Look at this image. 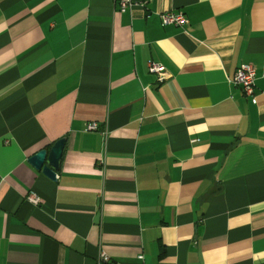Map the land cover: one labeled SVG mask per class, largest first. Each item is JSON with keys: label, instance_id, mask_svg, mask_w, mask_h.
<instances>
[{"label": "crops", "instance_id": "1", "mask_svg": "<svg viewBox=\"0 0 264 264\" xmlns=\"http://www.w3.org/2000/svg\"><path fill=\"white\" fill-rule=\"evenodd\" d=\"M130 1L0 0V264H264V0Z\"/></svg>", "mask_w": 264, "mask_h": 264}, {"label": "built area", "instance_id": "2", "mask_svg": "<svg viewBox=\"0 0 264 264\" xmlns=\"http://www.w3.org/2000/svg\"><path fill=\"white\" fill-rule=\"evenodd\" d=\"M114 3L118 6V10L120 13L126 11L128 7L132 6L130 0H113ZM161 25L162 26H175V27H183L186 24V19L184 15L180 12H165L161 14ZM147 69L149 73L155 74L159 77V80L162 81L166 78V74L164 73L163 67L159 64H155L151 61L147 62ZM254 83H255V71L250 65H242L240 66L234 77L231 79L230 84L233 87L240 88L244 95L251 97L254 93ZM98 130V126L94 122H90L86 124L85 131L87 132H95ZM26 201L33 206L39 205V198L34 194H29L26 197ZM99 259L101 261L106 262L108 259L104 255L103 252L100 253ZM142 259V256L139 257Z\"/></svg>", "mask_w": 264, "mask_h": 264}, {"label": "water", "instance_id": "3", "mask_svg": "<svg viewBox=\"0 0 264 264\" xmlns=\"http://www.w3.org/2000/svg\"><path fill=\"white\" fill-rule=\"evenodd\" d=\"M65 138L55 141L49 149H41L28 158V163L42 175L55 181L59 170Z\"/></svg>", "mask_w": 264, "mask_h": 264}]
</instances>
